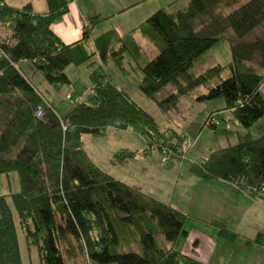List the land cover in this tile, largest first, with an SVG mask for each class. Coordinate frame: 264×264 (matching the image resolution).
Wrapping results in <instances>:
<instances>
[{
	"label": "trees",
	"instance_id": "trees-1",
	"mask_svg": "<svg viewBox=\"0 0 264 264\" xmlns=\"http://www.w3.org/2000/svg\"><path fill=\"white\" fill-rule=\"evenodd\" d=\"M73 1L46 0L48 12L36 14L31 5L15 9L0 0V24L12 23L13 29L2 45L6 58L0 59V177L17 174L20 185L19 191L0 194V264H23L10 201L26 241L38 249L40 264H68L78 254L89 264H204L175 249L188 234L185 213L103 171L82 144L85 134L100 135L118 126L141 134L148 150L158 152L157 144L171 132L160 130L154 117L101 67L90 75L89 102L75 103L65 115L27 75L29 69L52 86H71L66 69L93 60L83 43L105 18H90L82 40L72 45L52 30ZM262 25L264 0H178L159 9L140 27L163 44L153 59L137 63L143 75L141 93L168 113L183 97L206 87L197 101L224 99L225 110L250 131L264 118V75L252 65L258 55L264 69V40L245 39ZM129 36L120 38L114 31L102 35L96 42L102 62L114 60L123 69L125 53L136 59L138 52L125 42ZM114 41L121 42L120 51H110ZM220 42L232 45V61L194 77V64ZM170 85L175 90L158 99ZM39 108L44 110L41 120L35 117ZM171 134L182 142L184 137ZM191 172L264 200V135L255 139L248 132L238 144L193 163ZM210 224L230 243L242 238L224 223ZM245 240L264 245V234Z\"/></svg>",
	"mask_w": 264,
	"mask_h": 264
},
{
	"label": "rangeland",
	"instance_id": "rangeland-1",
	"mask_svg": "<svg viewBox=\"0 0 264 264\" xmlns=\"http://www.w3.org/2000/svg\"><path fill=\"white\" fill-rule=\"evenodd\" d=\"M41 1L42 0H34V2H36L35 4L38 10L40 8ZM174 1L176 0L146 1L142 5V7L135 12L122 13L101 22L93 29L92 37L94 38L96 36H99V34L102 35L103 33L109 32L114 29H116L117 32L123 35L124 32H127L130 28L127 26H131V22L133 23V21L137 20H133L134 13L136 16H142V18L138 17L139 19L145 18L144 20L146 21L152 14H154L158 11L159 8H161L159 6L167 7ZM84 2L87 6L100 8L101 5H104L106 3V0H84ZM118 2V0H112V3ZM152 6L154 9L151 8ZM257 40H264V25L256 29L245 39V41L248 42ZM145 41L147 42V40ZM147 45L148 43L144 44V42H140V48H142L141 53L146 54L148 48ZM119 49L121 50V47ZM231 49L232 45L229 42L218 43L208 53V55L194 64V66L190 70V73L194 77H199L214 67L220 65L225 66L229 64L232 61ZM148 55L146 54L143 57H148L151 59L152 54ZM259 62L260 57L257 55L252 65L255 66V68L258 70V73L264 75V69L260 67ZM122 66L125 69L124 73L119 70L116 62L107 61L105 63H102L101 59L99 58H95L94 60H91L90 63L81 66L72 65L66 69V74L69 76L72 85L63 86L60 91L56 90L54 86L50 85L45 80L44 76L40 73H36L33 76L31 74L29 77L31 82L56 106V109L59 111V113L65 115L70 111L75 102L80 100V95L81 101L89 102L90 93H86L91 86L89 75L93 72L94 69L101 67V70L104 72V74H107L109 76V79L114 84H117L119 88H125L131 98L134 99L137 104H139L152 117H154V119L161 127H172L178 130L180 136L186 135L181 137H189L190 139L196 140L194 147L187 155V159L174 162V164L171 165V167H174L176 171L179 169L180 165L184 164L185 167L191 166L193 163L200 161L203 157L208 156L211 151L238 144L245 138V135L248 132L251 134V137L255 139L264 135V118L258 121L250 129V131H246L237 122L230 111L224 110L226 108V102L224 99H217L207 102L197 101L198 94L202 95L207 92L206 87L199 88L191 96L183 97L180 100L177 109L171 110L168 113H163L152 99L147 98L141 92L139 93V86L143 75L139 70L140 68L138 67V65H135L131 55L128 52L125 53L124 60L122 61ZM173 90H175V87L170 85L162 90L157 95V98H164ZM76 92H78V94ZM261 94L264 97V84L261 89ZM211 112H214L216 118L225 121V129H212L214 127L208 124V119ZM126 129L127 127L108 128L104 132V134H85L84 136H82V144L93 162L96 163L97 166L103 171L115 177V174L119 175V172H121L122 170H127V166H125L124 162L119 159L124 156V150H126V148L144 149L147 147L149 149L148 144L141 135H138L137 133L126 134L124 132L126 131ZM174 129L169 128L168 130L171 133L179 135L174 131ZM165 140L168 139L166 138ZM118 154H120V156ZM161 165L163 166L164 164L161 163ZM134 168V172H137L142 176L143 174H145L144 169L140 167L139 162H136V164H134ZM142 179L145 180L144 190L146 194L157 199L160 198L161 200H164L163 202H169V200H173L172 206L174 207L181 206L179 205L181 203H177L179 201L178 192L175 193L174 199H172V193L175 189L173 177H160L157 172L151 171L149 175H147L146 179L145 177H143ZM19 189L20 185L17 174L0 177V194H8L11 191L16 192L19 191ZM10 206L13 210L14 219L17 225L18 240L23 264H40L38 249L30 246L26 241L25 235L18 223L16 210L13 207L11 201ZM239 210L242 212L245 211V214L248 217L249 223L247 222L248 224L246 225V227H248L246 231L249 232L248 236H254L252 237V239L256 238V234L260 230L258 229V231H255V229L253 228L256 225H259V221L264 220V209H259L258 207L254 206H240ZM188 221L194 220L187 217L186 222ZM239 241L240 238L235 243H238ZM235 257L236 255L234 254V252L228 251V256H226L225 258L227 261L226 264H235V260L233 259ZM68 264L89 263L85 258L78 254L77 258L70 259L68 261ZM92 264L96 263L93 262ZM221 264L224 263L222 262Z\"/></svg>",
	"mask_w": 264,
	"mask_h": 264
},
{
	"label": "crops",
	"instance_id": "crops-1",
	"mask_svg": "<svg viewBox=\"0 0 264 264\" xmlns=\"http://www.w3.org/2000/svg\"><path fill=\"white\" fill-rule=\"evenodd\" d=\"M118 1H119L118 3H112V0H106V3L104 5H101V7L99 8L94 6H87L84 0H75L70 3L68 14H66L63 18L57 21L52 26V30L61 39V41L64 44L72 45L82 40L85 28L88 25V20L90 18L96 16H102L107 20L108 18L120 15L122 13L135 12L136 10H139V8H141L146 1L149 0H118ZM5 3L9 7L15 9H21L26 5H31L34 13L36 14H46L48 12V5L46 0L41 1L39 10L38 8H36V4H35L36 2H34V0H5ZM171 4H169L168 6H170ZM159 7H158L159 9L167 8L162 6ZM151 8L154 9L153 6ZM135 16L136 15L134 13L133 20L135 19L137 20L133 21V23L131 22V26H127L130 28L128 31L126 30L127 32H124L123 35L117 32L116 29L111 30L109 32L112 31L116 32L118 37L120 38L130 35L129 39L125 40V42L127 41V46L132 50V52L134 51L135 53L138 52L137 53L138 56L136 59H134V57L129 53L135 65H137V63L139 62H142L144 60L148 61L153 59L155 56H157L163 44L159 39L155 38L153 35H145L143 33V30L140 28L141 25L145 22L144 20L145 18L139 19L142 18V16L141 17H139V15H137L136 17ZM92 32L89 34V39L86 40L83 44L86 50L90 54L95 55L93 60L95 58L101 59V51L97 48L96 42L102 35L109 32H105L102 35L99 34V36H96L94 38L92 37ZM145 40H147V42ZM114 42L115 43L112 42L110 46V51L111 50L115 51V49L118 50L122 45L121 42L118 41H114ZM140 42L142 43L144 42V44L148 43L147 46L149 49L147 48L146 54L147 55L152 54L151 59L148 57L145 58L143 57L146 54L141 53L142 48H140ZM136 49H138V51H136ZM109 61L115 62L114 60H109ZM118 68L122 73L125 72L124 67L122 69L118 66ZM31 74L33 76L36 73H33L29 69H27L28 77ZM54 88L60 91L62 87L54 86ZM36 89L38 88L36 87ZM122 89H124L127 92L125 88ZM140 92L141 91H139V93ZM76 93L78 94V92ZM86 93L91 94V86ZM46 100L48 103L56 107L47 97ZM77 102H84L81 101V95H80V100L76 101L75 103ZM212 113L214 112H211V114ZM220 121L225 125V121L223 120ZM158 126L160 130L163 131L168 130L169 128L174 129L172 127H161L159 124ZM116 127L118 126H114L110 128H116ZM174 131L178 133V130L174 129ZM124 132L126 134L137 133L129 128H127L126 131ZM137 134L141 135L139 133ZM181 136H186V135H181ZM127 152H134L136 155L133 158H129L127 157L126 154ZM156 152L157 151H149L147 147L144 149L126 148V150H124V156L118 158L122 162H124L125 166H127L126 167L127 170H122L121 172H119V175L115 174L116 177L115 176L114 177L144 193H145L144 190L145 180H143L142 178L145 177L146 179L147 175H149L151 171L157 172V174L160 177L162 176L173 177V181L175 183L174 184L175 189L173 190L172 193L173 197L172 196L171 197L172 199H174L175 193L178 192L179 201L177 203H181L179 204L181 206H175V207L172 206L173 200H169V202H163L164 200H161L160 198L158 199L156 198V199L185 213L187 217L195 221V222L194 221L186 222L185 229L187 230L188 234L186 237H182L176 242L175 249L178 252L193 257L204 264H221L222 262L226 264L227 261L225 258L226 256H228V251L234 252V254L236 255V257L233 258L235 260V264H264V245L261 244L248 245L246 243L245 239L247 238L252 239V237L254 236H248L249 232L246 231V229L248 228L246 227V225L249 223L248 217L245 214L246 213L245 211L242 212L239 210L240 206L242 207L254 206V207H258L259 209H264V200L252 196V194L249 192H242L234 185L226 181L204 180L194 175L191 172L192 165L185 167V165L182 164L180 165L177 171L174 167H171V165L174 164V162L171 165L162 166L161 165V163L163 164L162 158L160 155H158L159 152L157 153ZM118 155L120 156V154ZM136 162H139L140 167L144 169L145 174H143V176L141 174H138L137 172H134L135 169L134 164H136ZM211 221L224 223L230 230L238 233L242 237V239L240 238V241L238 243H230L222 239L219 236L218 228L215 225L210 224ZM263 221H259V225H256L253 228L255 229V231H258V229L260 230L259 232H257L256 237L259 234H264Z\"/></svg>",
	"mask_w": 264,
	"mask_h": 264
},
{
	"label": "built area",
	"instance_id": "built-area-1",
	"mask_svg": "<svg viewBox=\"0 0 264 264\" xmlns=\"http://www.w3.org/2000/svg\"><path fill=\"white\" fill-rule=\"evenodd\" d=\"M4 3L2 4V6ZM13 20V19H12ZM13 35L12 23L0 24V59L6 58V54L2 49V45L7 43ZM35 117L39 120L44 118V110L39 108L35 112ZM208 124L214 126L218 129H225L224 124L219 121L215 116H212ZM64 129L65 126H64ZM157 143V142H156ZM179 140L173 137L172 134H168V140L159 141L158 149L159 154L162 158L164 165H171L175 161L186 160L187 155L190 150L194 147L196 140L190 138H183L182 142L179 144ZM180 145V147H178ZM261 196H264V189L260 192Z\"/></svg>",
	"mask_w": 264,
	"mask_h": 264
}]
</instances>
